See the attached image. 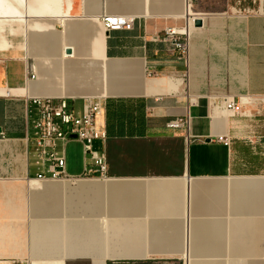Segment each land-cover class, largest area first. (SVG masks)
<instances>
[{
  "label": "crops",
  "instance_id": "1",
  "mask_svg": "<svg viewBox=\"0 0 264 264\" xmlns=\"http://www.w3.org/2000/svg\"><path fill=\"white\" fill-rule=\"evenodd\" d=\"M104 14L136 18L103 39ZM0 16V264H264V117L254 143L215 139L228 97L264 95V0H0ZM171 25L187 64L152 40ZM89 95L108 98L107 177L66 158L67 177L37 178L25 96L80 112ZM187 114L188 141L166 127Z\"/></svg>",
  "mask_w": 264,
  "mask_h": 264
},
{
  "label": "built area",
  "instance_id": "2",
  "mask_svg": "<svg viewBox=\"0 0 264 264\" xmlns=\"http://www.w3.org/2000/svg\"><path fill=\"white\" fill-rule=\"evenodd\" d=\"M101 18L109 33L112 30L132 29L136 16L104 14ZM152 40L163 43L167 53L187 64L190 34L185 26H167L156 33ZM26 71L30 77H35L33 64H27ZM182 75L185 78L187 72L184 71ZM6 95H11V91L9 90ZM25 97L32 102L36 110V117L32 121L33 132L26 136V140L28 143H33L36 163L42 169L36 176L37 178L68 176L66 143L71 139H77L83 144L85 172L89 175L98 174L99 177H107L106 148L99 150L95 147L96 141L106 143L108 139L107 97L95 95L83 97L80 112L69 105L66 97ZM225 108L231 118V128L216 135V141L228 147L235 138L254 143L253 138L257 136L255 128L258 118L264 117V95L228 97ZM190 126L189 114L172 118L166 123L169 129L184 130L187 141L192 137Z\"/></svg>",
  "mask_w": 264,
  "mask_h": 264
},
{
  "label": "rangeland",
  "instance_id": "3",
  "mask_svg": "<svg viewBox=\"0 0 264 264\" xmlns=\"http://www.w3.org/2000/svg\"><path fill=\"white\" fill-rule=\"evenodd\" d=\"M3 24V25H2ZM171 26H178V25H171ZM0 28L1 32L5 29L6 31L8 30V25L4 26V17L0 16ZM106 34V32H105ZM66 158H67V163H68V170H70L72 166H80L82 163H84V147L83 144L78 141L77 139H71L66 143ZM68 172V171H67ZM69 174V172H68ZM163 259V258H161ZM160 261H165V259ZM120 264H165L161 262H149V263H144L141 261H128V262H123ZM180 264H183V261L180 262Z\"/></svg>",
  "mask_w": 264,
  "mask_h": 264
},
{
  "label": "bare ground",
  "instance_id": "4",
  "mask_svg": "<svg viewBox=\"0 0 264 264\" xmlns=\"http://www.w3.org/2000/svg\"><path fill=\"white\" fill-rule=\"evenodd\" d=\"M147 13V12H146ZM192 14H195V13H192ZM63 15H65V14H63ZM125 16H132V15H125ZM148 16V15H147ZM65 17V16H64ZM60 20V19H59ZM98 28V27H97ZM104 31L105 32H107V30H106V28L104 27H102V29L100 30V32H99V30H98V32H99V35H100V38L102 37L103 39L105 38V36H104ZM77 48V47H76ZM78 49V48H77ZM79 50V49H78ZM77 52V51H76ZM80 52V51H79ZM98 60V59H97ZM99 60H102L103 62L105 61V59H99ZM95 62V61H94ZM102 62V63H103ZM74 67V66H73ZM82 68V67H81ZM75 70V69H74ZM93 74V73H92ZM96 76V75H95ZM95 78V77H94ZM94 78L93 77H91V79L89 80L91 83H93L94 82ZM162 79V81L161 82H167V81H169V83L170 82H173V78H169V79H167V78H161ZM79 80V79H78ZM126 80H128V79H126ZM74 81H75V79H74ZM99 81V80H98ZM179 82H181V81H179ZM99 84H100V82H99ZM164 85V84H163ZM163 85H161V86H159V87H164ZM128 87H131V86H128ZM174 87V86H173ZM130 89V88H129ZM114 91V90H113ZM51 93V92H50ZM57 93V92H56ZM59 93H61V92H59ZM71 93V92H70ZM3 94H6V93H3ZM49 94V93H48ZM54 94V93H53ZM58 94V93H57ZM62 94V93H61ZM61 94H59V95H61ZM128 94H130V92H128ZM41 95H43L42 93H41ZM107 96V95H106ZM186 264H188V262H186Z\"/></svg>",
  "mask_w": 264,
  "mask_h": 264
},
{
  "label": "water",
  "instance_id": "5",
  "mask_svg": "<svg viewBox=\"0 0 264 264\" xmlns=\"http://www.w3.org/2000/svg\"><path fill=\"white\" fill-rule=\"evenodd\" d=\"M195 25L197 26H201L202 25V20L201 19H197L195 21ZM67 53L68 54H72V49L71 48H68L67 49ZM2 131V128L0 127V132ZM73 137H75V135H73ZM182 255H160L158 257H155V258H170V257H173V258H178V257H181Z\"/></svg>",
  "mask_w": 264,
  "mask_h": 264
}]
</instances>
